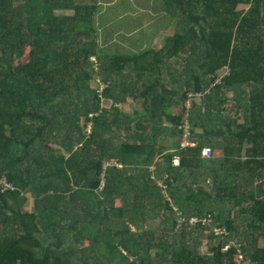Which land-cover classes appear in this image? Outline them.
Instances as JSON below:
<instances>
[{
  "label": "trees",
  "instance_id": "16d2710c",
  "mask_svg": "<svg viewBox=\"0 0 264 264\" xmlns=\"http://www.w3.org/2000/svg\"><path fill=\"white\" fill-rule=\"evenodd\" d=\"M92 1L0 0V264H264V0H162L128 54Z\"/></svg>",
  "mask_w": 264,
  "mask_h": 264
},
{
  "label": "rangeland",
  "instance_id": "374dc122",
  "mask_svg": "<svg viewBox=\"0 0 264 264\" xmlns=\"http://www.w3.org/2000/svg\"><path fill=\"white\" fill-rule=\"evenodd\" d=\"M109 0H105V2H108ZM137 2L141 4L142 11L137 7ZM89 3H96L91 0ZM100 4V3H99ZM116 5V7H113L109 13L111 14L110 17H107L106 14H103L102 22L99 21V24L102 23L103 27L99 28L101 33V39L100 42L102 43L103 35L108 36L109 39H106V45H111L112 38L113 39H120L119 43L121 42L122 45H124L125 49L123 48L125 54L133 53L132 50H137V43L143 41H148L150 43V48L154 47V44L156 43L157 36L159 35V44L163 41L164 34H167L166 32H170L173 30V22L171 17L168 15L165 16L163 12V1L162 0H111V5ZM247 6L242 5L240 9H246ZM133 17L132 14L135 13ZM56 13H62V11H59V9L56 11ZM122 13H127V16L125 18H121L120 16ZM137 14H139V17L137 18ZM113 22V23H112ZM112 23V24H110ZM105 24H109L106 25ZM105 32V34L103 33ZM162 38V40H161ZM147 45V43L145 42ZM146 45L142 47H146ZM115 47H111L113 49ZM109 49V51H111ZM148 49V48H146ZM106 53H112L108 50H104ZM123 53V52H122ZM102 82H99L97 80L94 81L93 87L95 89H99L101 91L104 90L105 86H103ZM195 100L198 102L202 101L201 95H197L195 97ZM112 102L105 100L103 105L106 107H111ZM188 109L192 108V100L190 99L186 104ZM119 108L122 110L130 113L133 112L135 109H137V106L139 107V104H137V100H134L132 98H129L125 103L117 104ZM84 121V119H83ZM84 124V122H83ZM172 140L170 139H162L161 144L170 145ZM33 198V197H32ZM34 199H31V203L28 206L29 210H34L35 208V201ZM197 219L194 218L193 222H197ZM153 228H155L156 223L151 222ZM135 232L136 229L132 228ZM210 231V230H209ZM207 234H210L207 233ZM224 234L219 229L216 230V235L221 236ZM217 244V242L215 243ZM212 246V243L208 242L207 240L203 241V245L200 247V252L203 255L209 254V249ZM239 261H242V258L239 257ZM248 264V263H246Z\"/></svg>",
  "mask_w": 264,
  "mask_h": 264
},
{
  "label": "built area",
  "instance_id": "2783aa9c",
  "mask_svg": "<svg viewBox=\"0 0 264 264\" xmlns=\"http://www.w3.org/2000/svg\"><path fill=\"white\" fill-rule=\"evenodd\" d=\"M93 61H96L95 59H92ZM183 129H184V135H183V139L181 141V146L182 147H187V146H194L196 144H193L190 142V126L189 124L186 122L182 125ZM89 131H91V126L88 129ZM214 156V151L211 147H205L203 150V157L204 158H212ZM174 164L177 165L178 164V159H174ZM0 188L2 189L3 192H7V191H12L15 190L16 187L14 186V184L12 182L9 181L7 176H0Z\"/></svg>",
  "mask_w": 264,
  "mask_h": 264
},
{
  "label": "crops",
  "instance_id": "0c3cea01",
  "mask_svg": "<svg viewBox=\"0 0 264 264\" xmlns=\"http://www.w3.org/2000/svg\"><path fill=\"white\" fill-rule=\"evenodd\" d=\"M99 1V3H100V5L102 4V5H105L104 7H106V8H109L110 6H111V0H109L108 2H105V0H98ZM113 5V4H112ZM113 6H116V5H113ZM137 7L140 9V11H142V5L141 4H139V2H137ZM134 14H136V12L135 13H133L132 14V16L133 17H135L134 16ZM127 16V13H122L121 14V16H120V19L121 18H125ZM139 17V14H137V18ZM113 23V22H112ZM112 23H110V24H112ZM167 33V32H166ZM161 40H162V38H161ZM159 41H160V39H159V36H157V40H156V45L157 46H160L161 44H162V42H161V44H159ZM145 42L147 43V45L145 44ZM141 43L143 44V46L144 45H146V47H149L150 46V43L148 42V41H143V40H141ZM145 47V48H146ZM33 202V201H32ZM29 203H31V202H29ZM30 211H33V210H30Z\"/></svg>",
  "mask_w": 264,
  "mask_h": 264
}]
</instances>
